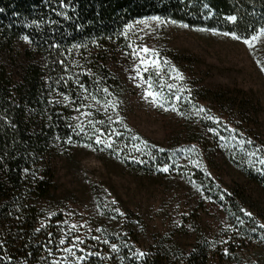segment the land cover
<instances>
[{
    "label": "rangeland",
    "instance_id": "1",
    "mask_svg": "<svg viewBox=\"0 0 264 264\" xmlns=\"http://www.w3.org/2000/svg\"><path fill=\"white\" fill-rule=\"evenodd\" d=\"M136 21L129 39L121 35L122 44L105 49L118 94L107 90L100 100L70 102L74 135L86 139L55 145L56 190L46 206L62 212L65 241L55 264H75L71 253L83 256L96 240L112 239L138 255L158 245L181 256L204 246L208 264H264V32L249 48L216 30L151 20L145 28ZM129 42L154 49L159 69L139 65ZM167 75L172 83L162 95L155 81ZM146 90L158 93L160 103ZM97 135L106 142L111 137L112 147L95 143ZM187 145L196 148L195 158L183 151ZM153 149L170 154L169 161L147 164ZM165 164L168 172L159 171ZM196 169L211 187L194 181ZM105 225L115 237H106Z\"/></svg>",
    "mask_w": 264,
    "mask_h": 264
},
{
    "label": "trees",
    "instance_id": "2",
    "mask_svg": "<svg viewBox=\"0 0 264 264\" xmlns=\"http://www.w3.org/2000/svg\"><path fill=\"white\" fill-rule=\"evenodd\" d=\"M152 16L247 38L264 29V0H0V264H54L64 218L46 206L56 190L51 157L55 145L86 139L74 135L70 102L103 99L104 89L118 94L105 49L121 41L127 23ZM170 83L167 75L155 90L164 95ZM146 158L163 165L170 154L153 149ZM192 176L211 187L203 170ZM111 229L103 228L106 237H115ZM85 248L79 264H208L210 257L204 246L181 256L158 245L138 255L113 239Z\"/></svg>",
    "mask_w": 264,
    "mask_h": 264
},
{
    "label": "snow or ice",
    "instance_id": "3",
    "mask_svg": "<svg viewBox=\"0 0 264 264\" xmlns=\"http://www.w3.org/2000/svg\"><path fill=\"white\" fill-rule=\"evenodd\" d=\"M60 3H61V5H63V0H60ZM226 19H227V21L232 22V21H235L236 20V17L235 16H228ZM148 20L155 21L157 23V26H159V25H161L163 23H172V24H175L176 23V21H174V20L164 21L161 17L152 16V17H148V18H142L139 21H136V24H138V25H144L145 28H148V24H147V21ZM182 27H188V25H182ZM132 28H133V24L132 23H127L124 26V29L122 30V32L120 34L123 35L125 37V39H129L128 32ZM212 31H215V30H212ZM260 31L261 32H264V29H261ZM223 35H225V36H231L233 39H236V40L242 39L243 40V43L245 45H247L249 48L252 47V42H254V41H256L258 39V34H256V35H250L247 38H242V37L238 36L237 33L229 31V32L223 33ZM22 39L27 40L28 37L27 36H24V37H22ZM140 39H143V37L141 36ZM93 42L95 43V41H93ZM53 46L55 47V45H53ZM73 47L74 48H80L81 45L77 44V45H74ZM127 47L131 50V53L130 54L133 57V59H137L138 58L139 65L143 66L146 71H147V69L149 67L154 68V69H159L161 61L159 60L158 54L155 52L154 49H150L149 47H147V46H145L143 44H137V45L134 46L131 42H129L127 44ZM165 63H166V61H165ZM134 70L136 71V76L139 77L141 75V72L139 71V69L136 68ZM260 70L262 72H264V66H261ZM171 71L173 73H175L176 79H182V76L178 72V70H176L175 68H172ZM81 87L83 88V85H81ZM171 87H173V86L172 85H169V88H171ZM104 91L107 92V89H104ZM158 95L159 94L156 93V92H152V91H148V90L145 91V96L152 97V103L153 104L160 103V101L157 100ZM64 99L67 100L68 97L65 96ZM93 99H95V97H93ZM109 104H111V102H109ZM172 110L175 111L176 109L173 108ZM199 111L200 112H204L205 110L203 108H201V109H199ZM87 115H91V113H88ZM206 118L209 119V120H213V117H211V116H207ZM109 119H111V118H109ZM117 120H119V117H117ZM100 123H103V121H100ZM89 124H92V121L91 120H89ZM77 127H80L81 128V131H83V127L81 125H77ZM208 130L210 132L213 131L212 128H209ZM97 131H99V129H97ZM132 139L133 140H137L139 138L133 136ZM221 139H224V137H221ZM110 140H111V137L108 138V141L109 142H106L105 140H102L99 135H97L95 137V143H97V144H103L105 148H111L112 147V144L110 143ZM248 143H251V141H248ZM133 147H136V150L137 151H140L141 150V149H139V147H137L135 145H133ZM159 151H163V149H159ZM183 151H194V148L193 149H185ZM252 155H254V153ZM133 159H136V158L134 157ZM137 162L143 163V161H137ZM193 163H196V162L193 161ZM259 164L264 165V159H259ZM168 170L169 169H168V166L166 164L164 165L163 168L159 169V171H162V172H168ZM221 198H223V197H221ZM113 203H115V202H113ZM116 211H119V210L117 209ZM241 211H243V209ZM245 215H251V214L250 213H245ZM71 227L73 229H75L76 225H72ZM260 227L261 228H264V224H261ZM96 231L99 232L100 229L97 228ZM77 239H79V238H77ZM93 239H96V237H93ZM64 243H65L64 239H61L60 240V244H64ZM105 243H107V241H105ZM115 248H116V246H115V244H113L112 245V249L115 250ZM63 251L65 253H70L71 252V249L68 248V247H65L63 249ZM225 251L227 252V250H225ZM71 254L75 258L77 264H79V261L85 259V256H76L75 253H71ZM93 254L94 253H89V255H93ZM140 255H144V254L143 253H140ZM54 264H55V262H54Z\"/></svg>",
    "mask_w": 264,
    "mask_h": 264
}]
</instances>
